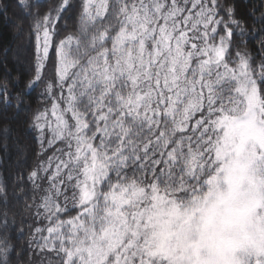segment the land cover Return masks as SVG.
Masks as SVG:
<instances>
[{"label":"snow or ice","instance_id":"obj_1","mask_svg":"<svg viewBox=\"0 0 264 264\" xmlns=\"http://www.w3.org/2000/svg\"><path fill=\"white\" fill-rule=\"evenodd\" d=\"M73 8L77 32L59 38ZM237 9L60 0L37 13L21 97L51 63L50 107L32 127L52 155L28 177L47 221L40 252L56 264H264V51L258 63L241 51ZM11 247L0 240V264Z\"/></svg>","mask_w":264,"mask_h":264},{"label":"trees","instance_id":"obj_2","mask_svg":"<svg viewBox=\"0 0 264 264\" xmlns=\"http://www.w3.org/2000/svg\"><path fill=\"white\" fill-rule=\"evenodd\" d=\"M59 2L60 0H25L21 5L19 0H0V187L3 188L0 191V240L7 238L12 246L7 254L8 264H49L50 260L52 264H56L54 254L40 252L32 239L34 229L45 227L47 221L35 216L40 194L34 191L33 182L28 178L38 162L52 155L51 150L46 154L41 153L37 140L39 133L32 127L33 113L49 107L51 103L45 93V84L53 78L52 64L47 66L44 83L22 97L21 93L25 91V86L35 71L34 23L49 9L57 7ZM73 2L79 5V0ZM236 3L237 18L247 29L243 36L245 43L239 44V47L241 51L247 49L254 58V63H258L261 52L264 51L261 47L264 31H260L264 28V0H236ZM77 15V8L65 13L59 25V38L77 32ZM69 16L72 18L69 19ZM17 37L26 39L25 64L4 59V55L13 49ZM236 39L238 42L239 37ZM50 56L53 53L50 52ZM5 88L7 92L2 91ZM5 128L18 134L21 144L26 146L21 161L12 140L8 144L4 139ZM16 161H20L17 166ZM37 183L45 188L48 186L46 179ZM2 261L3 256H0V262Z\"/></svg>","mask_w":264,"mask_h":264},{"label":"rangeland","instance_id":"obj_3","mask_svg":"<svg viewBox=\"0 0 264 264\" xmlns=\"http://www.w3.org/2000/svg\"><path fill=\"white\" fill-rule=\"evenodd\" d=\"M26 56H27L26 39H20V37H17V39L15 40V45L13 49L7 52L6 55H4V59H6L7 61L11 60L19 64L20 63L25 64L24 58ZM3 136H4V139L7 140L6 141L7 143L9 142V140H12L14 147L18 151V155H19L18 158L21 161L22 157L25 154L26 146L21 144L22 142H20L19 135L16 133L15 134L11 133L10 128H5ZM20 161H16L15 165L17 166ZM1 225L2 224L0 223V226Z\"/></svg>","mask_w":264,"mask_h":264}]
</instances>
